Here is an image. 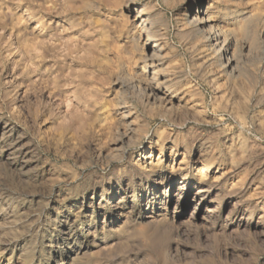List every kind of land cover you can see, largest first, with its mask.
<instances>
[{
	"label": "rangeland",
	"instance_id": "374dc122",
	"mask_svg": "<svg viewBox=\"0 0 264 264\" xmlns=\"http://www.w3.org/2000/svg\"><path fill=\"white\" fill-rule=\"evenodd\" d=\"M0 264H264V0H0Z\"/></svg>",
	"mask_w": 264,
	"mask_h": 264
},
{
	"label": "bare ground",
	"instance_id": "6f19581e",
	"mask_svg": "<svg viewBox=\"0 0 264 264\" xmlns=\"http://www.w3.org/2000/svg\"><path fill=\"white\" fill-rule=\"evenodd\" d=\"M207 14V13H206ZM146 22V21H145ZM147 23V22H146ZM211 24V21L208 17H196L193 19V23H192V26L194 28V30L196 32H199L200 35H201V40L205 41L210 50L213 51L215 54H220L219 51L217 50L218 46H220V39H219V36L217 35H212V33H209V31L212 29V26H210ZM145 25V24H144ZM146 26V25H145ZM145 28V27H144ZM209 33V34H208ZM148 34V33H147ZM205 35V36H204ZM222 48V47H221ZM156 49V48H155ZM154 49V50H155ZM220 50V48H219ZM157 51V50H156ZM221 52V51H220ZM219 61L221 63V66L224 67V63H223V59H222V55L220 56L219 58ZM229 61V60H228ZM227 65V64H226ZM157 80V79H156ZM150 87V86H149ZM153 87V86H152ZM151 88V87H150ZM154 88V87H153ZM149 91V95L147 96L150 100L153 99V101H157L158 98H159V93L158 91H156L155 89H148ZM146 92V91H145ZM160 92V91H159ZM166 99V98H165ZM162 100L161 104L164 106V107H168V106H172V99L169 98L166 99V100ZM160 100V99H159ZM148 102V101H147ZM150 102V101H149ZM154 103V102H153ZM160 103V102H159ZM158 104V103H157ZM160 105V104H159ZM129 114V113H127ZM124 118H127L125 117L124 115ZM131 118V117H130ZM153 153V152H152ZM161 154V153H160ZM151 157V156H150ZM160 159L161 157H159L157 159V164L160 163Z\"/></svg>",
	"mask_w": 264,
	"mask_h": 264
}]
</instances>
